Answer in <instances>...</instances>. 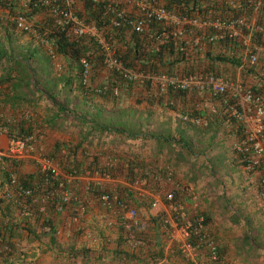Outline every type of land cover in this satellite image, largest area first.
Segmentation results:
<instances>
[{
    "label": "trees",
    "instance_id": "1",
    "mask_svg": "<svg viewBox=\"0 0 264 264\" xmlns=\"http://www.w3.org/2000/svg\"><path fill=\"white\" fill-rule=\"evenodd\" d=\"M159 1L167 9L182 12V8L177 5L176 0ZM187 1L190 2V0ZM21 2L22 0H0V10H2L0 15V124L6 125L10 132L15 131L20 135L30 134L36 139L46 129L69 132L73 127L78 134H82L79 141L76 143L55 142L54 147L45 153L47 157L57 163L66 174H79L90 168L92 172L98 170L101 174H108L111 179L124 178L125 184L115 187L112 191H108L104 184L100 186L92 183L87 193L93 195L96 201L101 193L105 192L109 195L115 193L123 202L136 206L134 208L137 211V217L138 212L140 217L141 213L148 216V222H145L144 226H140L139 218H137L138 221L136 224H132L130 232L124 229L125 233L121 239L127 242L130 235H133L134 238L141 240L140 244L134 246L137 248L132 251L115 249L113 250L114 257L130 260L143 257L145 258L144 262L161 258L163 256L162 245L168 242L169 250L184 259L176 245L170 243L167 238L168 225L162 219L164 211L158 210V212L150 213L155 210L151 207L152 198L150 195H139V189L151 187L150 182L160 174L164 176L167 168L162 169L160 165L145 163L141 160L143 159L142 153L138 149L131 151L124 167L117 160L120 155L113 150L109 151L108 162L97 155H93L88 160V154L85 151L88 149L87 145L92 144L95 138H97V145H100L103 143L102 138L108 134L112 137L124 135L129 139L140 138V140H145L144 142L151 138L163 139L165 146L168 144L179 145L183 138L180 137V140L176 141L170 129L167 128V122H159L154 130L149 127L157 115L154 108L151 107L174 111L178 115L180 124L197 126V128L206 130L215 121L214 115H217L219 110L222 121L227 118L234 121L233 123L236 122L230 114V106L234 101L226 94L213 96L207 91L195 93L194 91L197 90L176 89L172 86H169L164 92H159L158 87L152 86L148 80L142 82L128 80L119 70L104 66L102 50L93 37L74 36L68 33L69 26L62 29L56 25L53 7L63 6L64 0H49L47 5L41 4L40 0ZM118 4L123 5V1L118 0ZM72 8L85 23L99 28L116 60L123 68L143 74L168 76L186 75L200 71L222 76L229 81L230 79L218 67L221 66V69L224 68L226 71L242 65V56L237 54L240 49H245L246 45H244L243 39L227 38L214 42L219 44L223 51L212 53L210 50H206L202 57L195 59L193 65H187L189 69L183 67L184 70L179 72L178 67L186 63L189 56L187 50L180 51L175 41L169 39L172 28L170 24L152 20L146 30L138 32L126 23L119 27H113L110 23L111 15L105 7V2L73 0ZM186 11L190 15H201L208 18L218 16L244 18L253 22L254 25L260 24L264 27V0H261L257 8H254L246 0H239L233 7L225 5L224 2L223 5L209 4L205 7H197V9L188 8ZM17 14L26 16L32 23L34 33L24 32L16 27L12 18ZM243 33L247 34L248 31L244 30ZM161 35L166 38L164 43L159 42ZM167 35L169 36L167 37ZM250 38L248 49L257 56V61L256 64L254 63L255 66H246L244 69L247 71L250 69L257 77V66L260 63L264 66V53L261 54L256 47L264 45V34L253 29ZM208 47L209 45H207ZM84 55L88 56L92 63L93 79L100 78L102 81V78H105V82L116 85L120 91L119 96L114 97L111 94L101 96L92 93L80 84V58ZM57 57H61L66 62V73L56 70ZM250 86L253 89L264 88L257 83ZM199 95H202L201 99L217 101L220 104V109L211 111L205 106L195 108L194 104L179 106L180 103H185L186 97L194 100V97H199ZM92 96L102 97L111 102L110 111H106L97 104H92L88 100L92 99ZM131 97H134L133 102L128 101ZM141 103L144 105L143 109H140ZM104 110L105 114L102 112ZM10 111L11 113H9ZM236 123L238 124V122ZM78 152L81 153L80 157L77 156ZM99 154L103 155L104 153ZM238 157L243 164L240 156ZM22 161L23 159L5 157L4 166L0 167V242L4 241L7 233H10L8 236L11 237L15 235L14 231L17 229H24L34 238L40 234L41 236L48 235V244L55 247L57 243L54 240V231L52 230L51 234H48L42 230L45 224L51 222L46 219L40 220L41 213L37 209L38 205L31 203L29 199L26 201L29 203L30 212L36 215L38 221L43 222L40 227L42 232L39 234L35 232L28 220H22L16 224L12 222L10 206L17 204L6 200L3 196L9 177L16 175L22 184L30 187H36L38 182L44 179V173L38 170L20 173ZM142 180L144 181L143 186L140 184ZM59 183L64 187L63 180L56 182V184ZM73 185L72 189L74 190L75 186ZM79 193L77 190L78 195ZM71 203L76 204L75 201ZM97 204L100 205L98 201ZM17 206L20 208L19 205ZM205 218L207 224L208 217L205 215ZM2 244L0 243V245ZM151 244L154 248L151 247ZM14 248L11 246L10 252L0 253V263L9 259L10 254L16 251ZM69 253L74 259L75 256L82 253V250L72 249L69 250ZM200 256L209 260L208 252L204 249L197 253L198 263ZM186 263L195 264L193 262Z\"/></svg>",
    "mask_w": 264,
    "mask_h": 264
},
{
    "label": "crops",
    "instance_id": "2",
    "mask_svg": "<svg viewBox=\"0 0 264 264\" xmlns=\"http://www.w3.org/2000/svg\"><path fill=\"white\" fill-rule=\"evenodd\" d=\"M234 1L237 3L239 0ZM21 3H24V0ZM209 4L223 5V2L209 1L207 5ZM225 5L227 4L225 3ZM210 44L212 43L203 41L198 45L191 43L187 48L188 61L178 67V71L180 72L183 67L189 69L187 65H193L195 59L202 57L206 50H210L212 53L223 51L219 44ZM207 45H209L208 48ZM246 51L240 49L237 54L242 56V65L226 71L219 66V70L223 71L231 82H244L245 85L257 83L264 86V66L261 63L257 66V77L250 69H248L249 71L244 69L246 66L254 65L249 61ZM55 68L59 72L66 73V62L61 57H57ZM104 79L102 78V81ZM94 81L102 82L100 78H96ZM133 94L135 95V92ZM201 98L202 95L194 97V100L186 97L185 103H180L179 106L194 104L195 108L205 106L211 111L220 109V104L217 101ZM88 100L92 104H97L106 111H110L112 104L105 98L92 96V99ZM133 100V98L128 99L129 102H133ZM143 106L141 103L140 109H143ZM151 108H154L156 114L157 110L159 112L149 127L154 130L159 122H167V128L170 129L176 141L180 140V137L183 138L179 145L168 144L165 146L163 139L151 138L144 142L145 140H140V138L129 139L124 135L112 137L108 134L102 138L104 144L101 143V146L97 145V138L92 144L87 145L88 149L85 152L88 154V160L93 155H97L108 162L109 151L113 150L120 155L121 159L117 158V160L124 167L131 151L138 149L144 159L141 160L145 163L160 165L162 169H172L173 178L171 180H167L163 174L158 175L150 182L151 187L141 188L143 195H150L152 198L154 191L163 193L167 192L173 183L180 185L181 188L176 192L178 197L185 201L188 207L189 205L196 206L208 217L207 229L218 244L219 264H264V185H262L264 170L257 169L248 172L234 151L233 144L243 133L241 126L227 118L222 121L220 110L217 115H214L213 124L208 129L202 130L197 126L180 124L178 115L174 111H166L161 107ZM105 110L102 111L103 114L106 113ZM164 112L168 116H164ZM80 135L82 134H78L73 127L69 132L46 129L41 135H38L36 143L38 149L46 153L54 147L55 142L76 143L81 138ZM5 140V136L0 137V144L3 145ZM101 152L105 155H100ZM80 154L78 152L77 156L80 157ZM28 159L33 164L31 171H34L37 166L36 156L30 154ZM114 161L116 162V159ZM72 184L75 186L74 190L80 192L79 196L84 203L82 218L79 216L80 224L76 226L71 222L73 215L80 211L77 201H75L76 204L67 205L62 213L49 214L46 217L41 214L40 220L46 219L53 224V228L56 230L53 236L57 246L48 244V235L41 236L40 234L34 238L26 230L17 229L14 231L15 235L9 237L10 233H7L4 238L10 245L12 244L11 246L15 247L16 251L10 254L8 260L6 259L0 264H71L73 258L69 250L72 249L82 250V253L75 256V258L80 257L81 264H187L186 262H189L171 252L168 242L162 245L163 256L161 258L145 262L143 257L136 260L116 259L113 250L132 251L137 247L134 248L133 245H130L129 240L127 241L129 244H126L121 239L125 233L122 226L116 222L112 225L107 224V220L104 218L105 211L97 204L93 195L87 193L83 182L78 180L73 181ZM103 184L108 191H112L125 182L124 178L117 177L105 179ZM192 196L196 198L194 203ZM129 205L136 207L134 204ZM10 209L13 224L28 220L35 232L38 234L42 232L40 227L43 222L38 221L36 215L31 213L26 215L15 204L11 205ZM164 209L165 203H160L158 208L150 213L158 212V210L164 211ZM107 217L114 219L111 214ZM138 218L140 226H144L148 222L147 214L145 216L141 213L140 217L138 212ZM42 230L46 232L44 229ZM46 233L49 234V232ZM22 246L26 249L23 257L18 253V248ZM151 247L154 248L152 244ZM156 248L159 249L158 246ZM198 264H211V262L200 256Z\"/></svg>",
    "mask_w": 264,
    "mask_h": 264
},
{
    "label": "built area",
    "instance_id": "3",
    "mask_svg": "<svg viewBox=\"0 0 264 264\" xmlns=\"http://www.w3.org/2000/svg\"><path fill=\"white\" fill-rule=\"evenodd\" d=\"M65 4L61 7H53L56 15L55 23L59 28L69 26L74 36L93 37L102 50L103 64L106 68H115L128 80L142 82L148 80L152 86L158 87L159 92H164L169 86L183 90L207 91L213 96L226 94L228 98L234 101L230 106L231 117L238 122L242 128V136L233 144V149L243 161V165L248 172L257 169L264 170V88L253 89L250 85L235 83L224 79L222 76L212 73L196 72L182 74L178 76L168 75H149L137 72L132 69H126L116 60L112 49L102 32L95 25L85 23L80 16L73 10V0H64ZM93 2H105V7L110 13V23L113 27H119L123 23L128 24L134 30L142 32L147 29L152 20L170 24L169 39L175 41L180 51L188 50L192 44L200 42L214 43L227 38H242L245 51L249 56V61L255 63L257 56L248 49L250 44V35L253 29L264 34L262 25H254L253 22L244 18H208L201 15H190L186 11L188 8L205 7L209 1L225 2L227 6H236L234 0H176L177 5L182 8V12L167 9L159 0H122L123 5L118 4V0H92ZM257 8L261 0H246ZM41 4L47 5L49 0H40ZM16 27L24 32L34 33L32 23L28 21L23 14H17L12 18ZM248 33L244 34L243 31ZM161 42L166 38L161 35ZM257 50L264 51V45H258ZM157 49V48H156ZM81 74L80 84L92 93L105 96L111 94L114 97L119 96L120 91L116 85H111L105 81L95 82L92 73V63L88 56H81ZM5 136L4 146L0 147V167L4 166V158L23 159L33 154L36 156V169L44 173V179L36 185L30 187L22 184L18 176L11 175L7 181L3 196L8 201H13L20 206L21 210L29 215V203L37 204V209L44 217L49 214H59L65 210L66 206L72 201L79 202V213L74 214L71 222L76 226L80 224V217L84 211V203L76 190L72 189L73 181L80 180L86 191H89L92 183L102 185L105 179H111L106 173L101 174L98 170L90 168L85 169L79 174L64 173L62 169L52 159H49L45 153L37 147L36 137L33 135H20L15 131L10 132L6 125L0 124V137ZM167 180L173 178L172 169L167 168ZM63 180L64 187L56 182ZM36 183V182H35ZM264 183V179H262ZM144 185V181L140 182ZM180 185L173 183L167 192H152L151 207L158 208V205L165 203L164 215L162 219L166 222L167 238L170 243L176 245L180 255L187 261L198 264L197 253L202 249L208 252L209 261L212 264H219L220 253L215 238L207 229L204 213L196 206H187L182 201L177 191ZM75 189V188H74ZM139 195H143V190L139 189ZM101 208L105 211L104 218L108 225L115 222L130 232L132 224L137 223V211L134 207L119 199L118 195L113 193H101L97 200ZM193 203L196 201L192 196ZM50 204V205H49ZM52 206V207H50ZM50 207V208H49ZM78 209V210H79ZM32 214V213H31ZM109 214L114 219H110ZM80 216V217H79ZM82 218V217H81ZM78 228V227H77ZM43 229L46 232L55 233L53 224H45ZM58 230V229H57ZM4 240V239H3ZM130 245L141 243L130 235L128 239ZM0 245V253L10 252L11 245L4 240ZM20 256H24L26 249L24 246L18 248ZM71 264H81L80 257L72 260Z\"/></svg>",
    "mask_w": 264,
    "mask_h": 264
},
{
    "label": "rangeland",
    "instance_id": "4",
    "mask_svg": "<svg viewBox=\"0 0 264 264\" xmlns=\"http://www.w3.org/2000/svg\"><path fill=\"white\" fill-rule=\"evenodd\" d=\"M1 14H2V10H0V15H1ZM21 40H24V39H21ZM100 75H102V74H100ZM100 77H102V76H100ZM238 83H241V82H238ZM242 83H244V82H242ZM131 98L134 99V97H131ZM131 101H132V100H131ZM158 112H159V111L157 110V114H158ZM163 115H164V116H168V114H166V112H164ZM1 146H4V143H3V145L0 144V147H1ZM28 156H29V155H28ZM28 156H26L25 158H23V161L21 162V169H22V170H21L20 173H28V172H34V171H35V170H34V171H31V170H32V167H33V166H32L33 164H31L32 162L30 163V159L27 160V157H28ZM34 160H35V159H34ZM27 171H28V172H27ZM100 210H101V209H100ZM127 241H128V240H127ZM124 242H125V241H124ZM126 244H129V242H126ZM129 246H130V245H129ZM130 247H131V246H130Z\"/></svg>",
    "mask_w": 264,
    "mask_h": 264
}]
</instances>
